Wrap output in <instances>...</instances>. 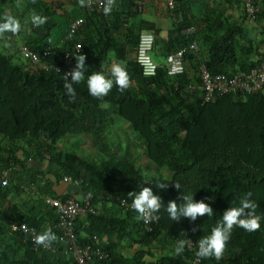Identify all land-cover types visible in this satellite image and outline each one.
<instances>
[{"label":"trees","instance_id":"trees-1","mask_svg":"<svg viewBox=\"0 0 264 264\" xmlns=\"http://www.w3.org/2000/svg\"><path fill=\"white\" fill-rule=\"evenodd\" d=\"M97 1L104 5L0 0V19L12 14L22 23L17 34L0 36V264H80L74 246L62 242L63 215L52 203L83 202L88 194L96 212L79 216L73 230L76 245L93 251L89 264H264V223L254 232L234 228L219 261L197 257L198 248L187 244L181 254L175 252L180 241L209 235L223 212L248 192L264 212V87L216 93L207 102L202 70L234 78L260 66L264 0L254 1L259 8L254 19L242 0H173L174 9L165 0L160 17L172 21L168 30L163 22L143 18L147 0H115L108 15L106 0ZM34 13L46 16V23L33 26ZM247 23L259 40L249 35ZM190 29L196 32L184 33ZM144 34L155 37L152 76L138 59ZM194 42L198 51L191 48ZM23 50L40 62L23 63ZM180 50L184 73L171 75L167 59ZM80 53L87 56L86 78L96 71L108 74L119 63L130 86L123 91L114 86L98 99L89 95L85 78L74 85L77 97L70 100L65 74L56 67H66L70 54L73 68ZM115 115L142 141L136 151L113 148ZM70 136L89 138L97 152L86 153L77 139V152L68 151ZM157 181L169 187L154 189L162 207L154 214L158 219L145 223L132 200ZM183 194L210 203L213 215L172 221L167 204L180 203ZM48 229L57 240L50 249H38L36 233Z\"/></svg>","mask_w":264,"mask_h":264},{"label":"clouds","instance_id":"clouds-1","mask_svg":"<svg viewBox=\"0 0 264 264\" xmlns=\"http://www.w3.org/2000/svg\"><path fill=\"white\" fill-rule=\"evenodd\" d=\"M115 0H106L104 6V13L108 15L113 9ZM47 21L46 16L40 14L31 15V24L39 27ZM27 21H25L26 23ZM22 29L21 21L12 14H5L0 19V36L6 33L13 35L20 32ZM86 54L80 53L75 56V66L71 72L64 75V88L70 100L75 101L77 97V90L74 85L85 81L86 78ZM86 84L88 93L95 98L106 97L114 86L118 87L120 91L130 86V77L126 69L119 63L113 64L110 73L106 74L103 71H96L87 75ZM169 185L165 182L157 181L153 186H144L138 193L135 194L132 200V208L139 214L145 223H148L158 213L162 207L161 196L154 189H167ZM177 189H180V184H175ZM252 192H248L243 196L238 203L232 204L226 211L223 212L221 219L211 229L209 235L203 237L199 242L196 256L203 258L214 257L219 261L225 251L226 245L231 239L234 228H242L247 232H254L261 228L264 223V212H258V203L252 199ZM210 200L212 198H209ZM180 203L172 200L168 202L166 211L172 221H180L182 218H187L195 222L198 217L207 214L209 217L213 215V207L205 200H195L194 195L183 194L180 197ZM57 240L56 234L48 229L34 238V242L39 245L48 246ZM191 240V239H189ZM189 241H180L175 248L177 255L181 254L186 244Z\"/></svg>","mask_w":264,"mask_h":264},{"label":"built area","instance_id":"built-area-1","mask_svg":"<svg viewBox=\"0 0 264 264\" xmlns=\"http://www.w3.org/2000/svg\"><path fill=\"white\" fill-rule=\"evenodd\" d=\"M90 4H97L100 7L104 5L103 1H97V0H88ZM245 4L247 11L249 12L250 18H255L256 14L259 10V8L256 7L254 1L256 0H242ZM169 6L171 9L175 8V4L173 0H169ZM82 23L81 20L77 21L73 27L74 30H77L80 24ZM196 31L194 29H190L185 31V34H192ZM155 47V37L152 34H144L141 37V44L138 50V59L141 65L145 68V74L148 76H152L156 74L157 71V65L153 61L151 57V51ZM192 49L198 51L199 45L197 42H194L191 46ZM77 49H81L80 46H78ZM185 53L184 51L180 50L174 54L169 55L167 59V63L171 69L170 74L176 75V74H183L185 67ZM23 56L26 60L32 61L34 63L40 62V58L37 54L30 52L28 50H23ZM66 61V67H56V70L60 73L67 74L71 72L72 70V63L73 59L70 54L65 56ZM203 70V81H204V88H205V99L207 102L215 101L216 93L225 95V94H231V93H238V92H246V93H256L259 92L264 87V55H263V61L254 70L248 72V73H241L237 75L234 78H227L225 75H216L213 76L206 68L205 66L202 67ZM188 91L191 93H196V88L193 86H189ZM9 176V172H4L3 179L7 178ZM94 199V196L92 194H88L83 202L81 200H70L64 204L59 203H52L53 206H55L59 212L63 215L60 227L62 228V231L64 232L62 242L64 241L68 247L74 246L73 250L78 258V261L80 264H89V262L92 260L93 251L90 247L86 249H81L79 246L76 245V237L73 230V224L74 221L79 217L86 215L89 212H96L94 208L92 207V201ZM125 202V201H124ZM23 231L31 234L32 230L29 229L27 226L23 225L20 227ZM18 226H14V230L20 229ZM38 234L36 233V236ZM189 243L188 248L195 249L198 248L199 242H196L195 240L191 239L188 240ZM38 249H50V245L44 246L37 244L36 246ZM200 262V259L198 260ZM196 264V262H195Z\"/></svg>","mask_w":264,"mask_h":264},{"label":"rangeland","instance_id":"rangeland-1","mask_svg":"<svg viewBox=\"0 0 264 264\" xmlns=\"http://www.w3.org/2000/svg\"><path fill=\"white\" fill-rule=\"evenodd\" d=\"M167 24H168L167 27L170 28L171 27V20L170 19L167 20ZM162 25H163V23H162ZM21 60L25 64L28 63V61L25 60L23 57ZM114 119L117 120L118 123L114 127V130H113L114 133H112V135H114V137H115V144H114L113 148H117L119 146V147H121L120 148L121 150L126 149V148H132L133 151H136L137 149H139V146L141 145L142 141H140V139L138 138V135L136 133H134L133 130L127 124H125V121H123L119 116L115 115ZM69 138H72L71 139L72 140V142H71L72 146L67 148V149H69L68 151H71V152L76 151L77 152V150L74 149V146L75 145L77 146V142H75L74 139H77V140H80V142H78L79 144L82 143L84 145V149H85L86 153L93 155L94 152H97L96 149L92 150L90 148L92 146V143H90L87 139H84L83 136H70ZM83 140H87V143L83 142ZM67 142H69V141H67ZM81 152L79 151L78 153H81ZM137 154L142 156V154L140 152H138ZM100 157L104 158L103 155Z\"/></svg>","mask_w":264,"mask_h":264},{"label":"crops","instance_id":"crops-1","mask_svg":"<svg viewBox=\"0 0 264 264\" xmlns=\"http://www.w3.org/2000/svg\"><path fill=\"white\" fill-rule=\"evenodd\" d=\"M165 5V0H147L146 3V7H145V11L143 14V18L147 19L149 21H159L160 23L163 22V28L165 30H168L170 28L167 27V21H162V17H160V12L162 10V8H164ZM234 14V13H231ZM236 19H240L241 15L239 13H235L234 14ZM172 24V21H171ZM246 27L249 29V35H251L252 37H254L253 40L257 41L260 39L259 33L257 30H253V27L247 23ZM168 28V29H167ZM86 138V137H85ZM89 139V138H86ZM32 165V163H31Z\"/></svg>","mask_w":264,"mask_h":264}]
</instances>
